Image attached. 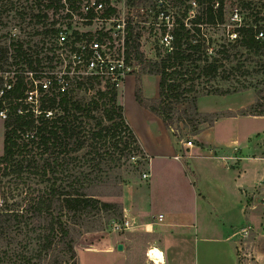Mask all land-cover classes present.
<instances>
[{"label":"trees","instance_id":"16d2710c","mask_svg":"<svg viewBox=\"0 0 264 264\" xmlns=\"http://www.w3.org/2000/svg\"><path fill=\"white\" fill-rule=\"evenodd\" d=\"M31 3L25 10H18L13 1L0 0V14L12 10L19 17L42 24L35 31L43 36L42 44L34 50L38 55L45 48V40L59 34L58 24L66 20L71 27L72 14L64 13L66 5L62 0ZM159 3L160 0H126L130 7L156 9ZM162 3L169 18L167 23L159 24L157 12L155 22L150 24L151 32L157 34L155 30H160L154 58H147L142 50L145 26L128 24L129 59L138 61L139 73L159 77L157 97L144 96L139 77L135 97L168 128L186 118L195 120L197 135L198 125L205 121L195 119L201 116L199 86L204 88L222 75L231 81L236 73L264 74V0L238 2L236 16L246 14L240 21L235 17L232 27L226 23L225 0ZM68 4L70 10L82 15L78 0H68ZM18 48H13L14 55ZM25 60L29 64L26 69L37 70L44 58ZM25 83V76H19L9 93V116L3 122L0 264H42L48 256L51 260L58 249L75 258V240L81 235L79 227H83L86 217L112 213L124 218L122 202L103 200L109 194L102 189L111 188L115 181L108 169L120 167L123 156L143 153L115 88L108 86L93 92L91 85L82 93L79 85L78 89L61 92L60 83L54 79L49 91L40 88L41 97L35 105L24 101ZM209 87L203 95H226L237 89L234 85ZM257 105L254 107L260 110L259 100ZM256 109L249 114L264 115V110ZM21 246L24 249L18 250ZM32 257L39 262H33Z\"/></svg>","mask_w":264,"mask_h":264},{"label":"crops","instance_id":"0c3cea01","mask_svg":"<svg viewBox=\"0 0 264 264\" xmlns=\"http://www.w3.org/2000/svg\"><path fill=\"white\" fill-rule=\"evenodd\" d=\"M125 83L119 100L141 148L152 159L150 201L156 209L152 217L130 216L126 207L135 225L116 234L106 248L86 252L108 260L99 264H149L151 249L162 253L160 264H242L237 232L247 223L264 222V115L234 112L247 103L217 107L215 111L227 113L217 115L195 136L199 144L188 155L163 120L136 100L135 80ZM211 148L219 157L207 155ZM155 159L167 178L159 187L154 182ZM142 232L149 235L148 241H141Z\"/></svg>","mask_w":264,"mask_h":264},{"label":"rangeland","instance_id":"374dc122","mask_svg":"<svg viewBox=\"0 0 264 264\" xmlns=\"http://www.w3.org/2000/svg\"><path fill=\"white\" fill-rule=\"evenodd\" d=\"M11 1L16 4L18 10H25L32 4L31 2L33 0ZM110 1L121 6L120 0ZM240 1L241 0H225L227 16L226 23L229 24L228 27H232L231 23L234 22L233 20L235 17L240 21L246 14L245 12H241L238 16H236V8H238V2ZM253 1L259 2L260 0ZM157 12H160L158 23H167L169 18L167 16L168 10L167 7H164L162 2L159 3L156 9L152 8L151 11H141L137 8H133L129 12L126 11L127 17L133 18L134 21L140 23L142 26H145L142 37V50L147 58L155 57V41L157 40L156 38H159L160 36V30H155L157 34L153 33V31H150V24L155 22V14ZM50 20H52V16L47 20V22L49 23ZM41 26L42 24L35 23L34 20L31 21L29 17H19L17 14H15V11L12 10L0 14V70H7L10 67L9 61L11 62L12 60L14 62L13 64H16L19 68H24L25 65H28L29 67L28 62L25 60L26 58L35 59L37 56L42 55V53L37 55V53L34 51L42 44L41 42L43 40V36L35 34V31H37V29ZM78 26H83L86 28L84 24H80ZM217 28L218 27H214L216 30ZM220 28L223 27L220 26ZM13 34H16L15 37ZM219 35H221V32H219ZM15 46L16 48H19L15 49L14 55L13 48ZM231 47L233 49L236 48V46ZM135 63L138 65V61H135ZM42 64L44 65L45 61H43ZM138 77L143 81L142 85L144 96L148 98L157 97L159 77L156 75H143L141 72L139 73V69H137L133 75L129 77V79L133 78L136 83V79ZM222 78L223 75L210 85H204L205 89L202 85V87H198V91L200 90V93H198V107L199 111L201 112V116H195V119L196 121L205 120L203 123L198 125L199 132L208 128L217 115H220L221 113H227L226 110L222 111L221 113L215 111L219 106L226 104L237 107L238 103H247L246 107L234 110V112L240 115H250L249 113H254L253 111L256 109L254 106L257 105L259 100L260 104H262L260 110H264V74L255 73L244 76L240 75V73H236L232 76L233 79L231 78V81ZM129 79H127L126 82H128ZM241 84L248 85L249 88H243L241 87ZM212 85H222L224 88H229L230 85H234L237 89H232L233 92L226 95H203V93L206 91V88L209 89V86ZM123 92L124 94L125 92L127 93L126 90ZM225 97H228L229 99H226ZM126 101L127 95L122 98V102L124 104ZM187 107H189V105H187ZM203 110L208 112H202ZM256 110L260 111L259 109ZM194 123L195 120L190 121L188 118H186L181 122H175L171 127H169V129L172 130V133L174 136H176L177 141L183 142L193 140L194 143L198 145L199 141L195 139L196 135L194 134ZM3 133V121L0 120V155L3 153ZM135 155L136 156L129 158L123 156L120 161V167L108 169V172L113 176V180L115 181L111 182V188L106 187V189H102V191L109 194V196L103 197V200L122 202L124 208L123 220L119 219V217H116L112 213H101L100 215L91 214L83 221V227H79V230H81V235H77L75 240L76 257L71 258L62 249H58L53 253L51 260L50 256H48L46 257L45 261H42V264H60L59 262H61V264H99L101 262H107L108 260L103 257L102 254L88 253L86 250L90 248H106V242H115L116 234L124 231L120 230L119 225L125 220V214L127 215V218H131L130 216L135 214L138 216H140V214L149 216L150 214L152 217L151 214L153 213V210L156 209L154 203L150 201L152 180L151 177L148 179H144L143 177L144 173L150 174L151 169L153 171L152 159L144 151L143 153L136 152ZM160 164L161 163H159V161H155L154 171L156 172V176L154 177V182L158 185V187L162 186L165 182V179H167L164 172H161L160 170L158 171L159 168L157 166ZM160 195H163L162 192ZM126 207L130 216L128 212L125 211ZM247 225L249 224L247 223L243 227ZM263 226L264 222H260L256 224V226L253 225L255 229V231L251 229V234L253 235H250L248 239L242 240L240 242L243 243L239 254L241 261L244 262L243 264H264V238L260 235V230ZM148 239L149 235L142 232L141 241L146 242ZM244 242H246V244ZM21 249L24 248L21 246L18 250ZM27 254L31 256V254ZM32 260L33 262H39L37 258H33Z\"/></svg>","mask_w":264,"mask_h":264},{"label":"built area","instance_id":"2783aa9c","mask_svg":"<svg viewBox=\"0 0 264 264\" xmlns=\"http://www.w3.org/2000/svg\"><path fill=\"white\" fill-rule=\"evenodd\" d=\"M62 1L66 5L64 13L72 14V18L69 19L72 24L69 27L66 20H63L62 25H57L60 29L59 34L45 40V48L40 56L44 58L45 64L37 70H30L25 67L19 68L12 60L9 61L10 67L7 70H0V120L3 122L9 116L8 102L11 100L9 93L14 90L21 75L25 76L26 82L24 101L38 105L41 97L40 88L49 91L54 79L60 83L61 92L78 89L80 85L83 93L93 85V92L99 89L104 91L111 86L119 93L126 80L139 69L135 60H130L128 56V24L135 25L137 22L127 17L126 11L129 12L133 8L151 11V7H130L127 6L126 0H120L121 6L110 0H78L79 12L82 13L79 15L69 9L68 0ZM80 24H84L86 28L79 27ZM13 35L15 37L16 34ZM181 143L186 151L188 150V155L197 146L193 140ZM207 155L219 157L217 151L212 148L207 151ZM182 157L183 155H176L175 159ZM143 177L148 179L150 174L144 173ZM260 204L264 208V198ZM162 218L163 215H159V220ZM133 226V220L126 217L119 228L128 230ZM251 229L255 231L249 224L237 232L240 235L239 254L243 244L240 242L253 235ZM260 235L264 238V226L260 230ZM147 257L150 260L149 264H160L159 262L163 260V256L153 258L150 250L147 251Z\"/></svg>","mask_w":264,"mask_h":264},{"label":"bare ground","instance_id":"6f19581e","mask_svg":"<svg viewBox=\"0 0 264 264\" xmlns=\"http://www.w3.org/2000/svg\"><path fill=\"white\" fill-rule=\"evenodd\" d=\"M150 254H151V256H153V258H157V257L162 256V253L158 249H154V250L151 249Z\"/></svg>","mask_w":264,"mask_h":264},{"label":"water","instance_id":"95a60500","mask_svg":"<svg viewBox=\"0 0 264 264\" xmlns=\"http://www.w3.org/2000/svg\"><path fill=\"white\" fill-rule=\"evenodd\" d=\"M117 249L118 250H123V244H118Z\"/></svg>","mask_w":264,"mask_h":264}]
</instances>
